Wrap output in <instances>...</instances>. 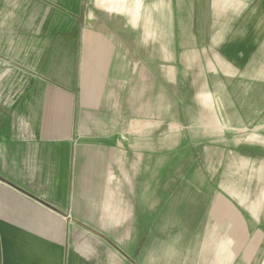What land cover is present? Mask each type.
Here are the masks:
<instances>
[{
  "label": "crops",
  "instance_id": "crops-1",
  "mask_svg": "<svg viewBox=\"0 0 264 264\" xmlns=\"http://www.w3.org/2000/svg\"><path fill=\"white\" fill-rule=\"evenodd\" d=\"M259 152L264 0H0V264H264Z\"/></svg>",
  "mask_w": 264,
  "mask_h": 264
},
{
  "label": "rangeland",
  "instance_id": "rangeland-1",
  "mask_svg": "<svg viewBox=\"0 0 264 264\" xmlns=\"http://www.w3.org/2000/svg\"><path fill=\"white\" fill-rule=\"evenodd\" d=\"M176 85V84H175ZM184 91V93H182ZM188 91V88L180 86L173 87V94L171 98L172 103V111L173 113V120L177 117V104L180 103L182 99H187L190 95L186 92ZM193 97V96H192ZM175 104V105H174ZM190 113L195 114L194 111H191ZM191 146L195 147V144H185V143H172V151H173V158L171 159V165L172 167H179V166H188L190 167H196V166H203L208 167L211 160L207 158H196L195 152L190 150ZM188 149V156L186 158H176V153L178 152H185ZM262 154L261 158L253 159V165L252 166V174L244 172L245 169L242 165L245 164L246 167L249 166V160H238V159H230V158H224V159H218L219 163L217 164L220 167L221 174L218 176L220 180V184H222L223 187H226L227 189L234 188L237 190V194L239 197H246L248 207L252 211V215L254 216H261L264 217V152L257 153ZM217 163V161H216ZM216 165V166H217ZM230 166V171H236L240 173H225V167ZM260 173H253L258 171ZM249 171V169L247 170ZM210 178V175L208 176ZM241 194V196H240ZM251 196V197H250ZM261 211V212H260ZM260 212V213H259Z\"/></svg>",
  "mask_w": 264,
  "mask_h": 264
}]
</instances>
